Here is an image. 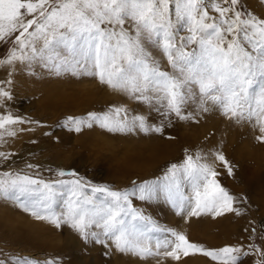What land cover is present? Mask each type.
<instances>
[{
    "label": "snow or ice",
    "instance_id": "1",
    "mask_svg": "<svg viewBox=\"0 0 264 264\" xmlns=\"http://www.w3.org/2000/svg\"><path fill=\"white\" fill-rule=\"evenodd\" d=\"M239 2L0 0V39L19 32L18 48L0 65L15 61L31 68L37 63L56 74L95 77L166 118L174 114L180 120H195L199 112L219 108L237 123L255 121L261 133L256 139L264 143V19L243 12ZM209 9L218 15H210ZM185 30L188 34L181 35ZM156 53L166 59L170 71L162 67ZM0 97L11 99V94L0 89ZM190 104L198 112H185ZM17 123L25 121L10 114L0 116V139L5 134L15 136L9 126ZM94 124L112 133L163 131L149 124L145 115H129L125 107L69 116L63 126L79 133ZM211 155L228 176L234 175L223 152ZM208 160L207 154L187 155L182 164L170 165L162 181L133 182L131 189L123 191L90 185L74 171L58 170L61 177L77 178L54 181L4 172L0 197L15 201L38 221L57 228L67 225L86 242L107 246L111 241L122 254L179 261L181 256L199 253L222 264H238L240 248L205 249L184 232L157 225L133 206V197L142 202L163 199L178 215H239L233 207L235 197L217 179L220 173ZM185 180L191 196L182 191ZM0 264L7 262L0 260ZM12 264L40 262L15 258Z\"/></svg>",
    "mask_w": 264,
    "mask_h": 264
},
{
    "label": "rangeland",
    "instance_id": "2",
    "mask_svg": "<svg viewBox=\"0 0 264 264\" xmlns=\"http://www.w3.org/2000/svg\"><path fill=\"white\" fill-rule=\"evenodd\" d=\"M238 7L264 19V0H240ZM209 14L218 15L211 9ZM180 34L188 33L185 30ZM16 35L19 32L0 39V60H6L18 48ZM156 55L162 67L170 71L166 59L159 53ZM23 72H29L30 76L24 75L19 82L15 81L10 90L13 92L11 99L5 97L6 103H11L9 106L14 109L13 117L25 121L15 124L22 127L18 144L22 146L13 152L18 163L9 155L10 148L2 152L5 153L2 158L7 157L6 161L12 160L17 166L10 165V170L19 167L20 174L46 181L75 179L77 177L58 175V170L74 171L90 185H108L113 190L123 191L131 189L133 182L162 181L170 165L182 164L187 155L207 154L208 162L220 173L217 179L235 197L233 207L240 210L239 215L235 212L217 217L178 215L163 199L142 202L133 197V206L142 209L157 225L184 232L191 242L205 249L240 248L238 264L264 261V143L256 139L261 133L254 126L255 121L237 123L215 107L199 112L195 120H180L174 114L166 118L126 94L101 84L95 77L71 72L56 74L36 63L31 68L26 64ZM5 85L2 81L0 87ZM113 107H125L129 115H145L149 124L160 126L163 131L112 133L94 124L76 133L63 126L69 116L86 117L90 112L103 114ZM185 112L195 113L198 109L190 104ZM215 151L226 156L233 167V176H228L223 164L211 155ZM182 191L192 195L186 180L182 182ZM14 204L20 208L15 201ZM60 210L58 207L57 211ZM14 214L22 218L23 226L37 244L49 247V250L38 249L33 253L21 250L18 258H29L40 264L47 261L53 264H222L199 253L181 256L179 261L155 257L141 259L117 252L111 241H107V246L91 240L86 242L67 225L57 228L47 221H38L21 208ZM76 240L79 249L75 251L69 244ZM257 248L260 251H256ZM245 252L249 255L245 256Z\"/></svg>",
    "mask_w": 264,
    "mask_h": 264
},
{
    "label": "bare ground",
    "instance_id": "3",
    "mask_svg": "<svg viewBox=\"0 0 264 264\" xmlns=\"http://www.w3.org/2000/svg\"><path fill=\"white\" fill-rule=\"evenodd\" d=\"M25 65H26L25 63L18 64V62H15V61L11 65L6 64V63L2 64L0 66V84L3 81L4 83H6V85L5 87H0V89H3L4 91H7L13 94V92L10 91L11 87L13 86V83L15 81L19 82V80H21L20 77L24 75L30 76V74H27L29 72L22 74L24 73L23 71H24ZM27 76L25 77L26 81H27ZM34 91H36L35 87H34ZM5 100H6L5 97H0V116L9 115V114L14 116L15 115L14 109H12L9 106V104L11 103L8 104L6 103ZM46 104L48 103L46 102ZM9 127H11L12 130H15L16 135L10 137L5 134L3 138L0 139V153H2L4 149L10 148V150L8 149L9 155H12L13 156L12 160L15 161V163H18L19 159L18 160L16 159L17 157L13 155L14 154L13 152L15 149L20 148V146H22V145L20 146L18 145L20 142L19 132L22 127L19 124L17 126L12 125ZM5 161L6 159L0 156V173H4V172L20 173L21 168L18 167V168H13L10 170L9 166L12 165L13 167L14 163L8 160L6 162ZM19 210L20 208H17V205L14 204V201L6 200L3 197H0V260L6 261L7 264H12L13 260L15 258H18V256L20 255L21 250L30 251L32 253L38 249L46 248L49 250L48 245L45 246V245L37 244L34 236L30 232L27 231L28 229H25V227L23 226V223L25 222H23L21 217L19 218L18 216L14 214V212H17ZM32 227L34 228V224ZM69 245L72 248H74V250L79 249V243L77 240L70 241ZM65 254H66V251H65ZM30 255H33V254H30Z\"/></svg>",
    "mask_w": 264,
    "mask_h": 264
}]
</instances>
